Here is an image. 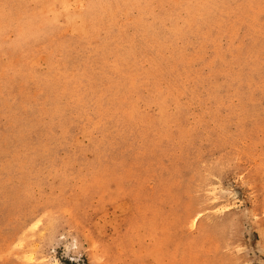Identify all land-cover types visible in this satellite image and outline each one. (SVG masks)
<instances>
[{"label": "rangeland", "instance_id": "1", "mask_svg": "<svg viewBox=\"0 0 264 264\" xmlns=\"http://www.w3.org/2000/svg\"><path fill=\"white\" fill-rule=\"evenodd\" d=\"M0 264H264V0H0Z\"/></svg>", "mask_w": 264, "mask_h": 264}]
</instances>
